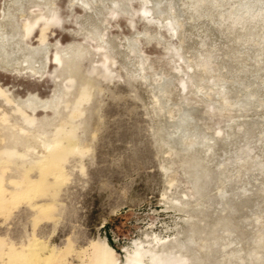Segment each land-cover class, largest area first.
I'll return each instance as SVG.
<instances>
[{
	"label": "rangeland",
	"instance_id": "rangeland-1",
	"mask_svg": "<svg viewBox=\"0 0 264 264\" xmlns=\"http://www.w3.org/2000/svg\"><path fill=\"white\" fill-rule=\"evenodd\" d=\"M129 256L264 264V0H0V264Z\"/></svg>",
	"mask_w": 264,
	"mask_h": 264
},
{
	"label": "bare ground",
	"instance_id": "bare-ground-1",
	"mask_svg": "<svg viewBox=\"0 0 264 264\" xmlns=\"http://www.w3.org/2000/svg\"><path fill=\"white\" fill-rule=\"evenodd\" d=\"M33 69V68H32ZM42 104V103H41ZM139 254H138V252H136V256H138ZM131 257V256H129V257H124V259H123V261H122V264H143L142 262H141V260L140 259H138V257Z\"/></svg>",
	"mask_w": 264,
	"mask_h": 264
}]
</instances>
